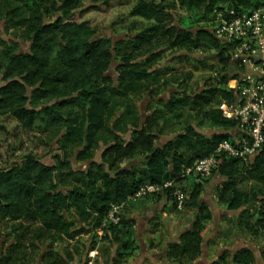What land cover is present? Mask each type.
<instances>
[{
  "label": "trees",
  "instance_id": "16d2710c",
  "mask_svg": "<svg viewBox=\"0 0 264 264\" xmlns=\"http://www.w3.org/2000/svg\"><path fill=\"white\" fill-rule=\"evenodd\" d=\"M115 2L150 24L130 40L113 44L111 38L99 36L93 20L85 17ZM261 5L264 0H0V21L7 20L16 30V38L31 43V50L21 53L15 38H0V78L6 82L0 87V116L10 114L25 130L33 129L43 117L47 129L63 134L52 164L33 151L15 162L0 163V225L15 223L22 230L26 224L36 240L48 242L38 264H68L72 254L64 257L52 248L53 243L75 240L88 234L90 227L119 234L121 218L117 224L110 220L112 207L141 199L134 197L146 185L159 190L143 195L148 198L145 201L166 198L173 208H177L175 190L187 194L195 210L193 220L176 241L167 243L164 257L171 264H196L214 220L202 195L217 173L222 178L217 187L219 203L231 212L241 211L238 234L264 233V143L255 160L219 154L220 164L210 178L188 173L197 161L216 154L224 140L235 143L234 132L241 134L239 121L226 118L219 108L236 101V92L228 83L243 68L212 32L217 11L227 8L249 14ZM177 8L191 11V17H178ZM202 23L205 27L198 26ZM165 46L186 52L180 58L193 63L190 52L215 51L218 76L199 89L187 87L190 73L178 77L172 67L155 68L161 58L156 50ZM115 50L121 56L117 80L109 74ZM146 54L150 56L140 61ZM154 87L172 90V94L157 101L162 107L145 123L142 118L139 122L131 95L154 94ZM120 107L126 111L117 117ZM170 127L174 133L166 137L171 139L159 145L157 141ZM127 133L130 138L124 140ZM102 140L106 146L98 161L95 152ZM73 156L91 163L87 169L75 170ZM129 222L122 221L124 227ZM94 238L88 251L96 249L98 240L106 239L103 235ZM36 240L33 246H37ZM21 246L18 241L7 248L0 255V264H32L20 252ZM137 248L129 226L113 264H124ZM256 263L254 252L242 247L236 251L227 248L211 264Z\"/></svg>",
  "mask_w": 264,
  "mask_h": 264
},
{
  "label": "rangeland",
  "instance_id": "374dc122",
  "mask_svg": "<svg viewBox=\"0 0 264 264\" xmlns=\"http://www.w3.org/2000/svg\"><path fill=\"white\" fill-rule=\"evenodd\" d=\"M6 1L8 0H2V2ZM10 2H12V0H10ZM220 3L223 4L225 2ZM129 12L130 9H128V7L119 5L117 2H115L110 6H104L98 11H93L91 13L88 12L85 18H90L93 20V24L98 29L99 36L108 37L117 42L119 40H130L134 35L141 32L143 28L150 24L148 20L139 16H131ZM174 12L178 14V17L180 18L187 16L191 17V11L187 10L186 8H177ZM8 24L10 23L7 22V20L0 21V38H3L6 41L15 38L16 45H18L16 50L21 53L29 52L31 50V43L21 38H16L14 36L16 30L9 27ZM198 26L205 27L204 23H202V25L199 24ZM120 52L122 53V51ZM156 52L161 53V58L158 60L157 66L155 68L168 69L172 67L174 68V72H176L178 77H181V74L184 76L190 73V75H192V80L187 83V87H190L193 90L204 86L206 80L210 78H216L218 76L220 70L218 58L216 57V52L212 51L211 49L195 50L190 52L191 58L195 60L194 63L188 59H181L180 57L186 54V52L181 50L168 49L165 46L160 47L156 50ZM149 56V54H146L144 57L140 58V61L147 59ZM120 60L121 56L119 55V51L117 52V50H115L114 62L109 70V74L114 80L118 79L116 68L119 65ZM2 61L3 55L0 51V64ZM5 83L6 82L4 79L0 78V87H2ZM156 88L157 87L153 88L154 94L148 91H143L138 94L131 95V102L135 106L136 113L139 117V122L142 118L145 123L154 110L160 109L162 107L157 101L162 98L169 99L172 94V90L168 91L162 88L161 90L157 91ZM31 94L32 89L28 88V96H31ZM125 111L126 109L124 107H120L117 117ZM173 128L174 127H170L168 130L169 133L163 134V137L157 141L159 145L164 144L168 140L169 137H166V135L170 136L174 133ZM206 133L210 134L211 132L207 131ZM62 136L63 134H56L53 130L47 129L43 117L36 121L33 129L25 130L10 114L1 115L0 163L5 165L9 162H15L23 153L33 151L38 156H42L43 161L46 164H52V154L59 152V146L61 145L60 140ZM123 138L124 140L129 139L130 133L124 135ZM50 146L52 148H49ZM104 146H106L104 141H100L99 148L95 152V159L98 161L101 160V154L103 152ZM72 163L75 170L80 171L87 169L91 162H79L73 156ZM217 176H220V174L217 173L213 178ZM213 178H211V182ZM211 182L205 187V191L202 195L203 200L213 205L214 211H217L218 208L226 209L225 205L219 203L217 193L218 188L214 190V187H211ZM244 184L248 185V183ZM244 184L243 187H245ZM208 186L209 188H207ZM207 191L209 192L208 194ZM145 199H148L147 196H141V199L132 200L127 205H125L122 211H120V223L122 226L117 229L119 234L114 233L113 231L106 233L104 230L90 227V232L88 234L81 235L75 240L71 241L67 239L58 240L57 242L53 243L52 248L56 252L62 254L64 257H67L68 252L71 253L73 260H68V264H84L88 259L91 260L89 264H94L95 262L100 264H113L117 259L116 254L118 248L121 245L123 234L129 229L130 226L138 248L133 256L127 258L126 262L123 261L124 264H171L165 261V245L173 237V225L178 221L181 223V232L184 229L190 227L195 212L194 206L190 201H188V198L181 208H179L178 205L177 208H173V206H171V202L168 203L166 198L157 199L155 203L158 204V206L156 207L154 213L150 215L147 229L140 236L138 233L137 221L138 215L141 213H139L140 211L134 210L135 208H145L146 205H143V203L146 202ZM165 208V211L171 209V212L168 211L167 215L164 214ZM146 211L149 210L146 209ZM238 213H241V211H238ZM238 213L231 212L229 216L220 221L221 224L218 227V231L216 232L214 240L212 236L215 229V218L210 223L209 230L205 238L206 240H209V243L211 242L212 245V253L209 254L208 258L211 260L215 258L217 252L224 246L233 248V250L242 248L243 246H249L253 249H256L261 254L262 260L260 264H264V233L258 236H251L248 233L239 235L237 230L239 216ZM146 214L149 215V212H146ZM131 219L134 220L132 224L129 222ZM123 220L129 222L127 227H124V224L122 223ZM15 225V223L10 222L0 225V234L2 235L0 255H2L3 252L7 250V248L11 247L12 245H16L18 241H22L20 252L25 254L26 261H29L32 264H38L42 262L44 259V254L47 250L44 246L48 242L36 240L31 230L27 231L28 226L26 224L22 230H17ZM32 230H34V228H32ZM23 233H25V235L23 237H19V235ZM102 235L105 236L106 239L98 240L96 249L94 251H88L93 240L95 239L94 236ZM140 237H142V239L147 238L148 244H144V247L141 246ZM177 239L173 241H176ZM34 240L37 241V246L39 248L32 245V241ZM212 242L215 243L213 244ZM153 254H159L158 258L155 257V259H153ZM140 257H143V260L139 263H136V259Z\"/></svg>",
  "mask_w": 264,
  "mask_h": 264
},
{
  "label": "built area",
  "instance_id": "2783aa9c",
  "mask_svg": "<svg viewBox=\"0 0 264 264\" xmlns=\"http://www.w3.org/2000/svg\"><path fill=\"white\" fill-rule=\"evenodd\" d=\"M212 32L229 48L232 58L243 68L238 78L228 83V87L236 92V101L223 103L219 107L226 118L239 121L238 131L241 134L238 136L234 132L237 135L235 143L224 140L216 154L197 161L195 167L188 170V173L195 172L202 178H210L218 168L219 154L227 153L229 156L251 160L264 143V5L249 14H236L227 8L217 11ZM158 190L146 185L134 198ZM173 198L181 208L188 196L183 190L176 189ZM123 207L124 204L112 207L110 220L115 224L120 221L119 213Z\"/></svg>",
  "mask_w": 264,
  "mask_h": 264
},
{
  "label": "crops",
  "instance_id": "0c3cea01",
  "mask_svg": "<svg viewBox=\"0 0 264 264\" xmlns=\"http://www.w3.org/2000/svg\"><path fill=\"white\" fill-rule=\"evenodd\" d=\"M233 136H234V134L231 135V137H233ZM221 181H222V178L220 176H217V177L213 178V180L211 182V187H214V190H215L218 186H220ZM207 188H209V186ZM208 193L209 192L207 191V194ZM143 205H146V207L145 208H142V209L135 208V210H134V211H140L139 213H141V214L138 215V221H137L138 222V233H139L140 236L147 229L148 220L150 218V215H152L154 213L156 207L158 206V204H156L152 200L146 201L145 203H143ZM146 209L149 210V211H146ZM165 210L166 209H164V211ZM146 212H149V215L146 214ZM167 212L168 211H165L164 214L167 215ZM230 213H231V211H227L226 209H223V208H218L217 213L214 214V218H215V229H214V233H213V236H212L213 240L215 239L216 232L218 231V227L221 224L220 221L223 220L224 218H226L227 216H229ZM233 215H235V214H233ZM180 230H181V223H180V221H178L176 224L173 225V237L174 238L172 237L171 240H169L168 242L177 239V235L181 232ZM140 239H141L140 241H141V246L142 247L144 246V244H146V245L148 244L147 238L146 239H144V238L142 239V237H140ZM212 243L214 244L215 242H212ZM205 245H206V248L203 249V255L201 256V258L198 260V262L196 264H211L213 261H215V260L218 259L219 255L221 254L222 251H224L227 248H229L227 246H224L223 248H221L217 252L216 257L211 260V259L208 258L209 254L212 253V250H211V247H212L211 242L209 243V240H206L205 239ZM165 246L167 247V244ZM230 249L232 251H234L233 248H230ZM143 253H146V252H143ZM158 255L159 254H156V255L153 254L152 258L153 259H155V257L158 258ZM142 260H143V257L137 258L136 259V263L137 262L139 263ZM164 263H165V261H164Z\"/></svg>",
  "mask_w": 264,
  "mask_h": 264
},
{
  "label": "water",
  "instance_id": "95a60500",
  "mask_svg": "<svg viewBox=\"0 0 264 264\" xmlns=\"http://www.w3.org/2000/svg\"><path fill=\"white\" fill-rule=\"evenodd\" d=\"M115 43H116V42L113 41V44H115ZM170 139H171V138H168V140H170ZM103 150H104V148H103ZM259 154H260V152H258L257 154H255V155L251 158V160H255L256 157H257ZM209 204H210V203H209ZM210 206H211V208H212L214 214H216L217 211H214V207H213V205L210 204ZM143 247H144V246H143ZM243 247H248V248H250V249L254 252V254H255V256H256L257 264H260V263H261V260H262V258H261V254H260L256 249H253L252 247H249V246H243ZM205 248H206V245H205V242H204V244H203V249H205ZM165 250H166V249H165ZM234 251H236V250H234Z\"/></svg>",
  "mask_w": 264,
  "mask_h": 264
}]
</instances>
